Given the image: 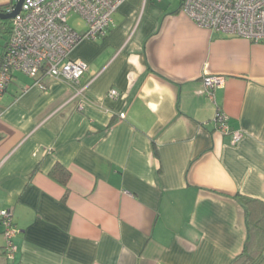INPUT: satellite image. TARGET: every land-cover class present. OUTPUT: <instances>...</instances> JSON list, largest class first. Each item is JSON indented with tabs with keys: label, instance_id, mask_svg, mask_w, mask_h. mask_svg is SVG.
I'll return each mask as SVG.
<instances>
[{
	"label": "crops",
	"instance_id": "1",
	"mask_svg": "<svg viewBox=\"0 0 264 264\" xmlns=\"http://www.w3.org/2000/svg\"><path fill=\"white\" fill-rule=\"evenodd\" d=\"M181 4L126 0L104 38L72 49L88 64L78 85L16 74L0 98V210L20 231L9 258L0 224V264H231L242 253L240 196L264 201V43L201 27ZM208 75L226 80L213 97ZM218 111L243 138L217 129Z\"/></svg>",
	"mask_w": 264,
	"mask_h": 264
},
{
	"label": "built area",
	"instance_id": "2",
	"mask_svg": "<svg viewBox=\"0 0 264 264\" xmlns=\"http://www.w3.org/2000/svg\"><path fill=\"white\" fill-rule=\"evenodd\" d=\"M125 1L24 0L21 11L12 19V32L0 59V98L16 73L33 78L34 85L41 89H46L44 77L61 78L78 85L88 64L71 59L72 49L83 39L104 38L115 26L114 14ZM181 10L201 27L264 43V0H182ZM71 13L86 20L84 31L71 26L68 21ZM225 81L224 76L208 75L203 85L213 97L215 88L224 86ZM83 90L77 89L76 95ZM109 94L116 97L119 93L112 89ZM214 121L217 129L232 134L234 141L244 137L242 131L230 127L221 111L216 113ZM0 224L6 239L5 254L13 258L17 251L14 238L20 230L9 209L0 210Z\"/></svg>",
	"mask_w": 264,
	"mask_h": 264
},
{
	"label": "trees",
	"instance_id": "3",
	"mask_svg": "<svg viewBox=\"0 0 264 264\" xmlns=\"http://www.w3.org/2000/svg\"><path fill=\"white\" fill-rule=\"evenodd\" d=\"M0 10L6 11L7 9L4 6ZM12 26V19L0 18V34H8L10 37ZM5 48L0 54V59L5 52ZM50 175L66 187L70 178V171L61 163H56ZM240 198L246 207L249 234L242 253L231 264H253L264 250V201L251 196L241 195Z\"/></svg>",
	"mask_w": 264,
	"mask_h": 264
},
{
	"label": "rangeland",
	"instance_id": "4",
	"mask_svg": "<svg viewBox=\"0 0 264 264\" xmlns=\"http://www.w3.org/2000/svg\"><path fill=\"white\" fill-rule=\"evenodd\" d=\"M180 1L181 0H177V2H180ZM68 21L74 28H76L80 32L84 31L87 28L86 20L76 13H71L68 17ZM8 36H9L8 34H6V36L0 34V50L2 49V46L6 44L5 43L7 40L6 37ZM19 77L24 79L25 82H29L30 80L34 81L33 78L26 76V75H20Z\"/></svg>",
	"mask_w": 264,
	"mask_h": 264
},
{
	"label": "water",
	"instance_id": "5",
	"mask_svg": "<svg viewBox=\"0 0 264 264\" xmlns=\"http://www.w3.org/2000/svg\"><path fill=\"white\" fill-rule=\"evenodd\" d=\"M23 2L24 0H16V2L11 6L10 11L0 10V18L13 19L21 11Z\"/></svg>",
	"mask_w": 264,
	"mask_h": 264
}]
</instances>
